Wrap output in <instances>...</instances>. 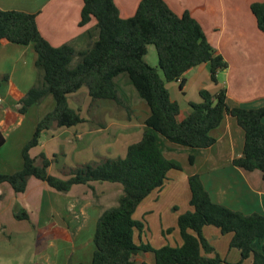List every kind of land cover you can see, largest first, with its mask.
Instances as JSON below:
<instances>
[{"label": "trees", "instance_id": "trees-1", "mask_svg": "<svg viewBox=\"0 0 264 264\" xmlns=\"http://www.w3.org/2000/svg\"><path fill=\"white\" fill-rule=\"evenodd\" d=\"M250 11L257 29L264 34V0L252 3ZM92 19L95 26L86 32L88 47L76 50L71 44L52 47L40 35L34 14L0 10V40L31 44L36 53L38 78L19 101V112L24 114L47 96L54 100V108L38 120L32 137L21 150V169L0 174V186L7 184L14 193L21 194L29 178L61 193L94 182L119 184L122 193L117 204L103 211L96 221L90 264H134L139 251L153 253L155 264H244L247 260L264 264V216L243 215L212 202L198 175L187 179L192 211L177 219L181 246L154 250L135 244L134 233L143 229V223L133 219L137 207L163 186L170 171L181 170L178 162L164 156L165 142L186 149L192 164L200 151L215 143L209 133L224 116H231L244 134L242 155L232 165L248 172L259 171L264 180V109L230 107L224 88L214 94L202 89L200 102L190 103L188 115L179 119V105L170 98L167 84L179 82L182 88L184 74L205 63L210 82L216 84V75L226 68V63L212 49L198 22L187 13L174 14L163 0H141L128 19L119 17L113 0H83L79 25ZM149 45L155 48L157 67L145 61ZM121 74L127 76V82L149 110L141 139L127 147L124 158L63 167L60 177L50 175L48 167L57 159L41 154L38 162L30 156V150L50 129L84 122L79 111L68 104V97L82 88L92 101H111L127 110L114 82ZM4 142L0 132V147ZM14 217L28 220L24 210L14 213ZM204 227L231 235L229 247L239 251L240 260L228 263L217 255L208 257L214 251L201 236ZM254 242L260 243L258 250Z\"/></svg>", "mask_w": 264, "mask_h": 264}, {"label": "crops", "instance_id": "crops-1", "mask_svg": "<svg viewBox=\"0 0 264 264\" xmlns=\"http://www.w3.org/2000/svg\"><path fill=\"white\" fill-rule=\"evenodd\" d=\"M82 1L0 0V10L34 14L40 35L52 47L71 44L76 50H83L90 43L86 32L95 26V20H90L84 26L79 25ZM140 1L113 0L121 19L132 17ZM163 1L174 14L181 16L187 13L196 20L212 49L226 63V68L216 75V84L209 82L207 63L184 74L182 88L179 87V82L167 84L170 98L179 105V119L188 115L190 103L200 102L199 92L202 89L214 94L220 88H224L227 104L230 107L264 109V34L257 29L250 11V5L259 0ZM35 61L36 53L31 44L23 46L0 40V132L5 138L4 144L0 147V174H13L21 169L23 146L32 137L38 120L54 108L49 98H44L24 114L19 112V101L34 87L38 78ZM221 74L224 76V81L219 80ZM88 98L87 90L82 88L68 97V104L72 109L80 112L79 103L87 101ZM98 101L106 100H96V102L91 100V103H95L99 115L107 111L113 112L115 118L121 119L123 126L122 124L120 126L123 129L113 130L114 123L106 125L103 120L94 119L89 121L84 119L83 123L70 128L54 127L42 135L38 146L30 150V156L38 160L43 154L48 159H57L59 155L64 156L69 153L78 165L87 158L83 149L88 147V144L83 142L89 135L105 134L110 131L109 135L117 140L121 130L132 142L122 147L126 153L129 145L141 139L144 122L149 115L148 107H144L145 110L147 109L145 117L138 120L135 111L126 100L127 110L114 102H112L113 106L108 104L105 106ZM139 105L143 106V104ZM134 120L138 123H133ZM209 135L215 143L200 151L192 164H187L186 149L164 143V156L166 157L167 154V159L176 161V154H182L187 161L185 158L182 159L181 164L176 161L180 164L181 170L170 171L167 175L170 181L149 194L134 212L133 217L138 214L144 221L143 229L134 233V242L137 246L148 245L154 250L181 246L182 239L177 227V219L180 215L192 211L189 206L190 193L187 182L188 177L192 175L199 176L212 202L243 215L257 213L264 216V180L261 173L248 172L232 165V161L242 155L244 142L243 131L236 120L231 116H224L220 125ZM61 175L60 173L56 177ZM99 184L100 191H96V186L90 183L73 186L68 192L61 193L35 178H29L26 190L21 194L14 193L7 184L1 185L2 234L6 231L3 230L5 218L10 215L14 218V212L17 210L31 211L33 208L40 214L47 209L58 214L63 221L61 227L65 230H37L41 243L46 249L58 253V247L61 245L57 242L61 241L72 242L75 250V244L79 240L80 247L83 245L91 247L93 243L91 234L83 239V228L89 226L91 219L97 221L103 211L115 206L104 205L108 193L112 192L114 195L117 193L118 198L122 193L120 191L122 188ZM46 199L49 200L48 203ZM13 233L14 231L11 232ZM201 236L214 251L208 254V257L217 255L228 263H236L240 260L239 251L229 247L231 235H222L213 227H204ZM253 247L258 250L260 243L254 242ZM46 253L45 250L37 264H56V262L52 263V254ZM43 258L46 262L41 261ZM88 258L90 262L91 255ZM133 260L134 264H155L151 252L139 251ZM81 263L83 262L78 261L77 264ZM244 264H251L250 260L245 261Z\"/></svg>", "mask_w": 264, "mask_h": 264}, {"label": "rangeland", "instance_id": "rangeland-1", "mask_svg": "<svg viewBox=\"0 0 264 264\" xmlns=\"http://www.w3.org/2000/svg\"><path fill=\"white\" fill-rule=\"evenodd\" d=\"M76 58L74 59V61ZM145 61L152 67H157V56L156 51L153 45H149L147 47V54L145 56ZM161 75V71L159 70ZM219 80L224 81L223 74L219 75ZM118 87V94L121 99H123L124 104L126 105L125 100L131 106V109L134 110V114L138 117V120L142 117H145L147 108L146 103L141 100L137 99V93L133 86L127 82V76L125 74L119 75L117 78L114 79ZM210 82V81H209ZM137 96V98H136ZM45 98H49L48 100L51 101L54 107V100L51 96H47ZM96 102V101H95ZM105 106L112 105L113 103L110 101H98ZM103 102V103H102ZM139 104H143L139 105ZM183 106V105H182ZM117 107V106H116ZM80 109V117L84 120H103L106 125L110 123H114L113 130H120L123 129L122 122L115 118L113 112L107 111L105 114L99 115L98 111L96 110L95 103H91V100L88 98L87 101L79 103ZM124 114V111H122ZM85 121V120H84ZM133 123H138V121L134 120ZM122 124V125H121ZM121 125V126H120ZM120 126V127H119ZM112 132V131H111ZM113 133V132H112ZM109 134L110 131L106 132L105 134H96V135H89L86 140L83 142L88 144V147L84 148L85 151L84 156L87 158L81 161V164L84 165L89 163H97L104 158L108 159H115V158H124L125 151L122 149L126 143H132L128 140L127 135L120 131L119 138L112 137ZM67 155L58 156L57 160L52 163V165L48 169V173L52 176L60 175V171L62 167H74L77 164L74 162L72 155L66 153ZM99 154V156H98ZM178 161L180 164L182 163V159L187 158L185 155L176 154ZM168 155L166 154V157ZM188 157V153H187ZM185 163V162H183ZM189 162L187 161V164ZM174 171V170H173ZM171 171V172H173ZM170 181L169 178L166 179V182ZM96 186V191H100L99 183H93ZM104 186H115V188H121L118 184H109L103 183ZM122 192V190L120 189ZM119 194H113L112 192L108 193L104 199L105 206H113L117 204V198ZM48 199L46 202L48 203ZM47 205V204H46ZM22 210V209H21ZM17 210L16 212H18ZM14 212V213H16ZM28 215V220H17L15 217L13 218L11 215L5 218V228L6 230L4 234H2V230L0 229V264H37L40 256L47 251L46 254H52V263L56 264H77L78 261H82L85 264H90L89 258L90 255L92 257V253L94 251V243H92L91 247H86L83 245L82 247L79 246L80 240L75 244V250H73L72 242L64 243L58 241L57 243L61 246L58 247V253L55 251H50L48 248L46 249L44 244L41 243V240L38 236L37 230H65L61 225L63 221L60 219L57 213L50 212L47 209L38 214L36 209L31 211H25ZM133 219L138 222L144 223L141 216L135 214ZM68 222V220H65ZM55 226H57L55 228ZM96 227V221L93 219L90 220L89 226H85L83 228L82 238L84 239L85 236L91 234V239L93 242L94 232ZM145 230V228H144ZM14 231L13 234L11 232ZM87 262H85V260ZM42 262H46L43 258ZM91 261V260H90Z\"/></svg>", "mask_w": 264, "mask_h": 264}, {"label": "built area", "instance_id": "built-area-1", "mask_svg": "<svg viewBox=\"0 0 264 264\" xmlns=\"http://www.w3.org/2000/svg\"><path fill=\"white\" fill-rule=\"evenodd\" d=\"M0 102H1V99H0Z\"/></svg>", "mask_w": 264, "mask_h": 264}]
</instances>
